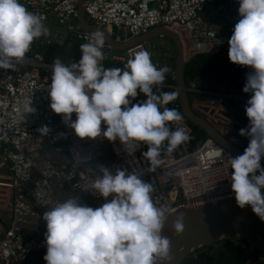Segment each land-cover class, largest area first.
<instances>
[{"label": "clouds", "instance_id": "1", "mask_svg": "<svg viewBox=\"0 0 264 264\" xmlns=\"http://www.w3.org/2000/svg\"><path fill=\"white\" fill-rule=\"evenodd\" d=\"M238 4L240 18L228 40V58L252 69L243 88L251 94L245 106L249 123L240 130L250 140L243 154L229 157V179L237 205H250L264 221L260 163L264 157V0H238ZM47 34L43 17L29 11L21 0H0V69L24 61L34 40ZM105 43V33L95 30L80 45L78 61L55 59L47 88L50 109L81 139L102 135L110 142L119 140L129 155L139 145H147L142 156L148 161L147 171L154 172L163 163L165 142V151L171 154L190 139L184 127L169 126L182 120L175 108L166 107L180 93L153 92L154 86L163 84L169 68H157L146 50L135 51L123 68L102 67ZM139 93L146 99L133 104L130 98ZM35 111L33 101L24 102V113ZM37 131L43 137L51 129L42 125ZM99 172L91 182L94 193L104 199L99 207L69 196L43 212L46 264H173L171 241L162 234L169 213L155 205L153 185L136 171L117 168L113 173L101 166ZM172 229L177 235L184 232L183 215L172 221Z\"/></svg>", "mask_w": 264, "mask_h": 264}, {"label": "built area", "instance_id": "2", "mask_svg": "<svg viewBox=\"0 0 264 264\" xmlns=\"http://www.w3.org/2000/svg\"><path fill=\"white\" fill-rule=\"evenodd\" d=\"M21 3L41 15L45 26L53 24L61 28L71 42L79 44V50L93 33L83 32L78 22V0H21ZM238 7V0H87L84 13L88 23L104 28L118 42L156 27H167L179 34L186 58L194 59L213 50L228 52V40L240 18ZM58 43L56 38L44 42L36 39L24 61L14 62L11 69H0V161L9 172V183H0V210L10 215L5 227L0 219V264H33L39 248L35 236L47 208L75 193L90 196L94 200V207H90H99L104 199L94 193L91 182L101 174V166L113 173L117 168L136 171L153 185L151 196L155 205L166 207L168 213L235 196L229 179V160H225V156L227 159L233 156L211 138L196 150H190L187 141L182 143L180 156H167L156 171L148 172L142 145L129 155L119 140L110 142L102 135L96 139L77 137L49 106L47 88L52 66L56 58L64 59L55 56L49 61L40 47L52 48ZM148 45L149 50L139 44L117 52L105 43L101 65L104 68L107 63L125 65L135 51L143 49L149 52L157 68H169L165 76L172 75L176 60L173 43L158 37ZM68 60L74 61L71 57ZM156 87L175 90V86L165 84ZM190 89L192 95H198L193 100L205 96L226 111L228 101L247 103L249 99L236 93ZM25 101H33L34 113L23 112ZM72 118H76L75 113ZM182 120L181 127L192 136L193 127ZM248 123L245 113L237 125L241 130ZM42 125L51 129L47 136L42 137L37 131ZM105 127L102 123V130ZM65 138L66 154H62L59 146Z\"/></svg>", "mask_w": 264, "mask_h": 264}, {"label": "water", "instance_id": "3", "mask_svg": "<svg viewBox=\"0 0 264 264\" xmlns=\"http://www.w3.org/2000/svg\"><path fill=\"white\" fill-rule=\"evenodd\" d=\"M86 1L78 0V22L83 32L103 31L106 35V44L114 51L125 52L139 44H144L146 49L149 50L148 43L153 39L165 37L170 40L176 52L173 74L175 90L180 93L177 97V103L183 118L194 127L204 131L208 138L214 140L233 157L243 154L244 144H238L232 137L221 134L193 108V97L191 96V89L187 86L186 77V67L193 58H186L183 42L177 32L160 26L126 42H118L104 28L88 23L84 13ZM231 64L232 62L228 59L223 66L224 85L220 89L212 87L215 92L225 93L226 87L234 80H238L239 84L246 83V76L252 69L247 70V73L239 79L234 76ZM244 68V66H240L237 70L243 72ZM191 86L194 89L202 88L197 82L191 84ZM260 163L261 167L264 168V157H262ZM256 175H259V171L256 172ZM180 215H183L184 232L177 235L172 229V221ZM162 234L171 241L173 264H182L187 258L196 257L200 250L213 244L230 241H244L249 251H257L258 260L264 263V221L259 219L250 205L240 208L236 203L235 196L169 213ZM40 245L43 244L40 243Z\"/></svg>", "mask_w": 264, "mask_h": 264}, {"label": "trees", "instance_id": "4", "mask_svg": "<svg viewBox=\"0 0 264 264\" xmlns=\"http://www.w3.org/2000/svg\"><path fill=\"white\" fill-rule=\"evenodd\" d=\"M69 41L66 42L62 47L58 48L56 46V49L60 50L59 54H62V55H67L68 52L71 51V56H72V58L74 57L73 58L74 61H78L80 59L79 44H76L73 47H68ZM68 57H69V55H68ZM228 59H229L228 58V52L222 51V50H213L209 54L196 56L194 59H192L190 61V63L186 67L187 86L189 88H193L191 86V84H193L194 81L198 77H203V76L206 77V76H209L213 71L218 70V69L219 70L222 69ZM106 65H107V68H114V67L123 68L124 67V65H122V64H114V63H107ZM233 83H235V85L236 84L240 85L238 83V80H234L231 83V85ZM163 84L175 86L174 74H172L170 76H166ZM171 91H174V90L168 89L165 87H156V86L153 87V92L156 94H159L160 92H171ZM225 93H234V90H230V88H228L225 91ZM145 99H146V97L142 93H139L138 98L135 100H132V103L137 104V103L144 101ZM206 99L207 98L205 96L199 97V100L204 101ZM238 101L239 100H231V103L230 104L226 103V105L229 108V114L231 115V117L235 118L234 117L235 113H238V116H237L238 119L237 120L239 121V120H241V117L246 113L245 112L246 102H243V101L238 102ZM177 105H178V103H177V99H176L173 102L166 105V107L175 108L179 112V114L182 116L179 106H178V108L176 107ZM182 118H183V116H182ZM184 121H186V120L184 119ZM188 124L191 125L190 123H188ZM169 126L172 130H175V128L178 126L181 127L179 122H178V124L177 123H171ZM191 126L193 127L194 132H193L192 136H190V139L187 141V144L189 145L190 150H196L208 138V136L201 129H198V128L194 127L193 125H191ZM240 141L242 142L241 138L236 142L238 144H240ZM166 143L167 142H165V146L162 147V149H161V154H162L163 160L167 156L178 157L182 154V146L181 145H179L171 154H168L165 151ZM66 144L67 143H66V138H65V141L63 143H61L59 146V149H60L62 154H66ZM142 147H143L144 152L147 151V145L142 144ZM73 196L79 197L81 202L86 204L87 206L93 205V207H94V200L90 196H88L86 194H79V193H75ZM45 232H46V224H45L44 220L42 219L41 223H40L39 232L36 234L35 238L38 239L41 236L45 237L44 236ZM241 243L243 245H246V243L244 241H241ZM40 256L43 257L44 255L40 254ZM201 257L203 258L202 263L198 262L196 257L191 256V257L187 258L182 264H214L208 249L207 250L204 249L201 251ZM253 257H254V260L256 261V264L262 263L258 260V252L257 251H255L253 253Z\"/></svg>", "mask_w": 264, "mask_h": 264}, {"label": "crops", "instance_id": "5", "mask_svg": "<svg viewBox=\"0 0 264 264\" xmlns=\"http://www.w3.org/2000/svg\"><path fill=\"white\" fill-rule=\"evenodd\" d=\"M46 27L48 29V34L46 36H41L40 40L44 42V41L56 38L57 41H59V43L54 45L52 48H41L40 47V49L44 53L45 57L47 58V60L50 61L53 57L59 56V57H62L65 62H69V60H68L69 57L72 58L71 51H69L67 55H62V54H59L60 50L56 49V46L58 48L62 47L66 42L69 41V39L66 37L64 31L61 28H59L53 24H47ZM76 44H78V43L75 41H72V42L69 41L68 47H73ZM68 55H69V57H68ZM238 67H240V65H236L234 63L231 64V70H234V72H233L234 76L241 78L243 75H245L247 73L246 67H249V66H244L245 68H244L243 72L238 71L237 70ZM222 69H220V70L218 69V70L213 71L209 76L198 77L194 81V83L197 82L198 84H200L202 86V88H200L201 90L214 92L212 87L220 89L224 85L225 74H223ZM245 84L246 83H242L240 85H237V84L235 85V83H233L231 85V83H230L229 86L226 88L227 89L230 88V90H234V93L239 94V96H241V97L250 98L251 94L245 93L243 91ZM191 96L197 97L198 95H195V94L192 95L191 94ZM240 101H242V100H239L238 102H240ZM227 103L230 104L231 101H228ZM192 105H193V108L195 109V111L198 114H200L203 118H205L209 123H211L221 134H223L225 136L232 137L235 141H238L241 138L242 142L240 141V144H244L245 148L248 146V144L246 143V140L250 139V138L249 137L244 138L243 136L240 135V129L237 125L238 113H235V116H234L235 118H233L229 114V111H226V108H224V107L217 108L215 106V104H213V102L210 99H207L205 101H201V100L194 98V100H192ZM243 117H244V115L241 117V120L243 119ZM181 122H183V120H181L179 123H181ZM8 177H9V172H8L7 168L1 164V161H0V180H2V179L8 180ZM4 214H5V217L3 216ZM9 216H10L9 213H6V212L0 210V219L3 220V224L1 223L2 227H5L6 223L9 221ZM1 226H0V231H1ZM38 239H39V248H41V249L46 248L45 237L41 236ZM42 241L44 243H42ZM40 243L43 245L41 246ZM40 254L45 255L46 250L43 249V251H41V252H39V250L36 251L33 264H46L43 257L40 256ZM216 256L217 257H215V261L217 264H242V263L238 262L237 260L232 259L231 254L226 252V246H225V254L218 253Z\"/></svg>", "mask_w": 264, "mask_h": 264}, {"label": "flooded vegetation", "instance_id": "6", "mask_svg": "<svg viewBox=\"0 0 264 264\" xmlns=\"http://www.w3.org/2000/svg\"><path fill=\"white\" fill-rule=\"evenodd\" d=\"M225 246H226V252L231 254L232 259H235L242 264H256V261L254 260V257H253L254 252H250L247 245H243L241 241L216 243L204 249L205 250L208 249V251L210 252L211 258L213 260V263L217 264L215 261V257H217L216 255L218 253L225 254ZM202 250H200L196 256L197 261L200 263L203 262V258L201 257ZM260 264H264V263H260Z\"/></svg>", "mask_w": 264, "mask_h": 264}, {"label": "rangeland", "instance_id": "7", "mask_svg": "<svg viewBox=\"0 0 264 264\" xmlns=\"http://www.w3.org/2000/svg\"><path fill=\"white\" fill-rule=\"evenodd\" d=\"M8 182L9 181L7 179L0 180V183H2V184H8ZM2 188H4V187H2ZM3 216L5 217V214ZM42 243H44V242L42 241ZM43 249L46 250V248H42V249L41 248H38L39 252L43 251Z\"/></svg>", "mask_w": 264, "mask_h": 264}, {"label": "bare ground", "instance_id": "8", "mask_svg": "<svg viewBox=\"0 0 264 264\" xmlns=\"http://www.w3.org/2000/svg\"><path fill=\"white\" fill-rule=\"evenodd\" d=\"M223 158H224V157H223ZM225 160H229V159H227L226 156H225ZM225 164H227V162H225Z\"/></svg>", "mask_w": 264, "mask_h": 264}]
</instances>
